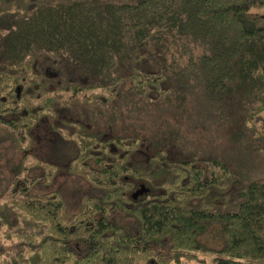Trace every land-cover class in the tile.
<instances>
[{"label":"trees","instance_id":"1","mask_svg":"<svg viewBox=\"0 0 264 264\" xmlns=\"http://www.w3.org/2000/svg\"><path fill=\"white\" fill-rule=\"evenodd\" d=\"M261 112L264 0H0V264H264Z\"/></svg>","mask_w":264,"mask_h":264},{"label":"rangeland","instance_id":"2","mask_svg":"<svg viewBox=\"0 0 264 264\" xmlns=\"http://www.w3.org/2000/svg\"><path fill=\"white\" fill-rule=\"evenodd\" d=\"M87 92L80 94H86ZM64 95H68L69 92H64ZM198 105V106H197ZM158 108L164 112V116L169 117V112H172L171 107L168 105H161ZM181 113L183 117H181V121L179 122L181 129L191 138H193V132L197 131V134L200 132L203 135H206L205 138L212 139L213 143L216 145L219 152L227 153L232 150L233 146L231 142H229L226 138V124L219 127L218 120H215L214 116H211V112L209 109L203 105H199L198 103L194 102V104L186 103V106L181 108ZM157 109L154 107L153 112L150 114H145L144 120L142 122L144 124L143 131L152 127L154 124L158 123L156 119ZM264 115V112L260 113ZM152 116V117H151ZM153 118V120H152ZM142 119V117H140ZM217 123V124H216ZM37 132V131H36ZM39 134V135H38ZM38 137L32 141L33 145H36L33 148V152L37 155H41L40 153L43 152L45 148L44 142L46 139L43 138L44 132L43 127H40L39 132L37 133ZM28 137H26L22 144L27 143ZM214 139V140H213ZM210 144V143H209ZM34 155L30 154L26 156L25 162L33 161ZM218 169V168H217ZM0 199H14V200H23V197L20 196L18 192H11L8 191L2 196ZM212 254H205V260H196V259H189L186 260V264H212L210 257ZM137 263H140L139 259H136Z\"/></svg>","mask_w":264,"mask_h":264}]
</instances>
